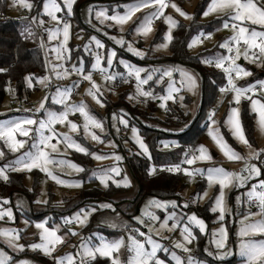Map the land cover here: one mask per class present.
<instances>
[{"label": "rangeland", "instance_id": "obj_1", "mask_svg": "<svg viewBox=\"0 0 264 264\" xmlns=\"http://www.w3.org/2000/svg\"><path fill=\"white\" fill-rule=\"evenodd\" d=\"M200 1L201 0H170L169 7L164 10V15L153 20V30L148 34L147 37L136 35L134 33V29L137 24H139L144 15L146 13L152 12L154 8H146L140 12H137L133 16L132 20H130L123 26H120L116 25L115 22L111 20H105L104 23L101 24L100 21L96 18V12L105 11L106 15L108 16L114 14H123V12L125 11V5L134 2V0L119 2L118 4H115L112 10H110L107 6L98 7L96 3L88 2L80 7L78 13V18L80 19L82 25L85 26L86 29L91 31L89 37H87L84 31H78L76 29V26L78 24L77 18H75L76 0H74V3L72 4L71 15H68V10L64 4V0H57V3L61 6L62 9V11L56 13L57 17L61 21L60 24H57L56 21L51 20L49 16L43 14L44 0H28V2L32 5L31 9L19 6V4L14 5L13 0H0V4H2V9H0V16L1 14H3V17L9 20L23 21L22 31L25 38L32 44L43 43L42 49L44 53L46 71L42 76L39 77L49 78L45 84L37 82V79H35V81L32 80L31 86H29L28 80L26 79L25 90L21 97L17 96L14 87L8 85L6 87L5 97L0 105V120L20 119L25 116L32 115H35L37 119L43 118V109L40 112H35V109L39 107L41 101L44 102L45 109H50L52 111H61L63 110V105L55 104L52 102V96L55 94L57 87H71L74 82L78 81L79 86L73 88L76 93L73 94L72 91L68 103L79 104L81 101H83L87 105V109L90 114L93 115L96 119L100 120L103 124V131L97 128L91 129L92 132L100 136L102 142L93 141L90 136L85 135L83 131L84 120L78 112L69 115V120L75 122L78 126H80L77 132H71L67 124H57L55 126L58 133H68L75 141L88 149V156L90 157L95 170H93L89 176L85 177L83 171H75L74 169L68 167L67 164L59 165L57 163H53L48 165L47 167L54 175L58 176L60 179L66 181H80V187H66L64 185L57 184L55 180L51 179L45 172H42L39 169H33L30 172L14 171L23 177V186L25 188V192H15L13 193V195H10L9 192H4V190L6 191L7 189L5 188V186L8 184V180L5 181L3 179H0V212L6 213L7 210H11L12 212L11 219L7 216V214H5L3 218H0V229H15L19 231L21 238L18 243L25 245L23 251L13 250L5 243L3 238H0V249H3L12 257L11 264H22V262L24 261H28L30 262V264H41L40 260L34 256L36 254L50 259L51 262L55 264V261L52 257H64L69 253L75 256V264H79L80 257L76 256L75 254L80 251V245L82 241L85 243H89L90 245H98L101 238L107 241H114L118 238L124 239L125 246L121 248L119 253V257L123 261L130 255V253H128L127 251L129 235H133L137 239L143 240L144 237H140L139 235L134 234V229L138 228L141 232L148 233V226L152 227L153 239L158 241L162 245V249L158 251L157 255L160 259L165 261V264H175V261L171 259L172 251H176L177 254L181 257H186L187 254L183 253L179 249L173 248V242L175 240L181 239L179 235V228L173 232H169L167 230H159V222L153 223L147 217H143L144 224H139L135 217H141L143 211L154 213L160 218L161 221L173 212L176 214L177 219L181 217L186 218L187 215L190 214H196L199 218L205 221L207 230L205 233H200L198 228L193 229L194 234L196 235V240L193 241L191 245H189V247L192 249L191 255L195 259L204 262V264H211V260L215 262L225 261L232 264L233 262L234 264H241V257L238 255L237 250L238 237L236 233L240 227V220L242 218V215L246 211H248L249 208L243 203L237 205L236 197L241 196V199L243 200L244 197L242 194L247 190V188L233 187L230 189H226V200L228 207L231 209V215L226 214L225 220L222 222L218 221L217 219L219 213H213L211 211L213 200L218 193V186L214 185L213 187L209 188L205 177L197 175L194 178L190 179L189 177L185 176L182 171L177 172L183 177L181 179V182L184 185V188L180 195V199H158L155 197H150L139 205L138 212L137 214H134L133 218H130L127 215L133 213L132 210L129 211L128 209V202H123L119 206H117L113 202H98L95 205L77 207L78 203H80V199L77 197V195L82 190H90L94 188L106 190L110 186H113L115 188L129 187L130 191L127 192V194L121 195L122 197L120 198H124L123 200H131L136 196V183L132 178L129 170L127 169V166L123 163L125 155L132 153V150L148 158L150 155L144 154L134 139L132 129L135 128L137 130L136 134L140 139H142V136L139 132L140 129L137 124L131 123L133 117L131 111L127 108V106L125 104H118L121 95L127 92L126 102L130 103L132 106H138L141 109H144L147 106L146 104L149 100L154 101L158 108L156 111V117L158 118H162L165 111V109L159 107L161 101L158 99L147 98L146 102H138V100L136 99H128V96L134 94L136 91L134 78H132V83L128 87L121 86L117 88L112 85L113 81L107 82L102 78L101 74L98 71H92L91 65L95 62V54L98 53L102 57H104V59L102 60V67L107 68V55L111 51H115L116 55L113 58V65L108 69V72L109 74H117L116 80H124L122 79V76L126 77L127 72L124 68V64H130L136 67L144 68L148 72L152 71L153 69H160L161 71H163L164 69L172 68L173 73L171 78L164 77L163 81L157 84L155 83L156 79L159 76V73H157L156 75H154L153 80L149 81V83L147 85H144L143 87L145 90H151L154 96H162L167 94V87L169 82L175 81V86L181 88V91L178 93H173L175 101H167V106L178 105L183 110V112H185L186 114H190L192 120H194L200 109L202 101L201 77L195 70L184 65L158 60L161 57L169 56L171 42L168 43L167 49H157L156 46L165 43L164 37L169 31L168 24L165 23V17L171 15L172 18L177 21V26L181 22L190 24L194 20L195 10ZM173 2L176 3L177 6L180 7L183 11L190 14L192 19H185L177 12H175L170 6V4ZM89 9H91V13L89 12ZM33 17L36 18L34 22L32 21ZM225 17V13H214L206 17L201 13L199 21L206 24L210 23L211 21L220 20L222 23V20ZM41 19L44 21V24L42 26L39 25V21ZM65 21L70 24L69 39L66 43L64 42L62 32L63 22ZM160 25L164 27L162 35L163 38L162 40L156 42L155 37ZM29 27L31 29V35H29L28 31L25 30ZM121 27L123 28V31H121ZM176 27L171 29L172 37ZM57 28H60L61 32L56 37L49 40L48 30L51 29L55 31ZM105 33H107V35H105ZM200 33L201 32L194 35L191 38L190 42L194 38L200 36ZM219 35L222 37L231 36L232 31H228L227 29H223L221 27ZM91 36H95L97 39L101 40V42L104 44V48H97L94 43H90L89 38ZM110 37H116L117 39L122 37L125 41L124 46L115 43V41L110 39ZM204 38L205 37L200 36V40L202 42L197 43L192 48H189V52L192 55H197L205 49L211 48L212 45H215L218 42L220 37L218 35H211L210 39ZM72 42L83 47L84 56L75 58L74 60L71 59L70 46ZM128 42H131L134 48L139 49L144 53L143 58L135 55L133 52L128 50ZM86 45L88 46L87 49L85 47ZM56 48H59L61 50V54L65 57L70 55V60H57V53L53 51V49ZM65 48L69 49L70 53L64 51ZM244 60L245 64L240 66L245 70L251 72L250 68H253L258 72L263 73L262 70L264 65H258L257 63L249 62L246 59ZM81 61L83 63L85 71H92L93 81H95V83L100 86V91L97 93V97L98 99H100L103 107L100 104L96 103V101L87 94V89L90 87V83L88 81L83 80L82 77L76 74H72L66 78L57 79V77L53 73V65L62 64L63 67L70 69L73 64L79 66V63ZM120 61H123L124 64H121ZM57 70L62 71V69ZM180 70L191 74L196 79V87L194 90L189 91L186 85L183 87L181 86L183 78L180 75ZM146 74L147 72L141 73V76L143 77ZM251 77L252 74L250 76L238 79L235 83L239 86V83L242 80L244 81V79H250ZM261 80H264V77L259 78V81ZM49 84H53L55 86L50 92L48 91ZM227 94L229 93L226 92L222 94L219 91L216 101L208 107L205 114L200 120L201 127L205 128L201 137L191 149L184 151V153L190 152L197 146L204 145L213 159L211 161L205 162L198 161L192 166L186 165L182 168L207 169L209 167H223L229 171H241L243 162L228 161L212 141L211 137L208 135V114L211 111L215 112L213 118L217 121L214 127L219 128V131L223 135L225 141L241 155H247V147L233 137L232 133L229 131V128L225 123L228 118L230 108L238 107L239 118L242 124L241 113L243 105L246 104L249 113L253 115V141L248 138L244 130L245 136L249 140L253 148L257 150L264 148V135H262L259 131L257 124V114L252 112L250 101L242 97L240 104L236 105L234 102H232L233 94L231 93L229 96ZM180 96L184 97L182 101L179 99ZM45 97H47V99H45ZM186 97L190 99V102H187ZM254 98L261 99L262 102H264V92L256 93ZM144 99L145 98L143 97L139 98L140 101H144ZM28 104L33 110L32 114H28V112L24 111L27 108ZM110 104H112V107L108 108ZM113 116H115L116 119H113ZM122 116L128 122L127 127L119 122L120 117ZM150 123L156 125V123ZM147 124L149 123L147 122ZM173 131H175V129ZM31 135L32 134L30 133V136ZM17 138L25 139L28 141V143H26L24 148L20 149L19 152L15 153L4 146L3 141H0V150H3L4 152V156L0 158V167L4 166L6 163H10L11 161L19 157L23 152L29 150V146L31 144L30 138L20 137L18 134ZM52 143H55V140H53ZM162 143L163 146L165 144H168L169 148L171 147V145H176V141L174 139L166 140ZM57 148L59 150L58 152H50L54 160L63 159L66 161H71L72 163L80 166V164H78L73 159V154L84 153L77 152L71 148H66L63 143L57 145ZM91 153L109 156L114 153L115 155L121 157V159L119 161H116L114 158H108L97 161L92 157ZM250 163L256 164L257 167L261 168V175L259 177H256L252 181H249L247 187H250L252 183H258L259 180H264V160H252L250 161ZM80 167L82 168V166ZM110 167L118 168L119 172H110L108 174L109 178L107 179V187H105L100 182V180L93 175V172ZM8 171L10 170H7V175ZM125 177L128 181L127 187H125L123 184V180ZM199 183H202L204 185L202 189H198L197 186L199 185ZM205 190L208 191V196L204 199H197L198 194H202ZM29 194H32V197ZM118 197L116 201L120 202L121 200ZM5 200H7L8 203H4ZM194 200L195 202H193ZM38 201L41 202L38 203ZM43 201L47 202L44 203ZM151 201H176L178 206L175 208L171 206H168L167 208H158L154 204H150ZM105 203H110L112 205V208H101L100 205ZM185 203H187V207H184ZM198 206H208L209 211L213 215V219L211 221H207L204 217L200 216L195 211V207ZM91 208H95L96 211L90 213L86 223H84L83 225L78 224L75 220H73L72 222L75 224V227H70V224L65 225L64 221L66 217H74L75 214L81 209L87 211ZM250 210L253 212L257 211L256 207L251 208ZM256 218L258 219L259 217ZM44 222H46V226L49 228H58L59 230L57 234L62 235L65 238L64 243L56 246L55 251L52 253V257L45 255L38 249L32 250L28 247L29 244L41 242V230L37 229L35 225L37 223ZM184 222H186V219ZM111 223H115L117 227H110ZM171 223L172 221H169V225H171ZM221 223H223L224 226L228 229V240L224 249H216L215 245L210 242L212 239L211 233L214 230L218 229ZM69 228L77 232L78 235H71L68 232ZM158 230L159 234H156ZM202 236H204L205 241L201 246L202 253H204V256H201V258L199 256V254H201V252L199 251V237ZM163 237H167V239ZM255 238L260 239L261 237L257 236ZM145 246L146 248L149 247L147 244ZM163 248H167L169 249V251L165 252L163 251ZM205 249L212 252L213 255H208V252H206ZM229 250H231L233 254L227 255L223 259L218 258V256L216 255L218 252H226ZM97 258L107 259L109 261V264H111V261L107 257H101L97 254L95 259Z\"/></svg>", "mask_w": 264, "mask_h": 264}, {"label": "snow or ice", "instance_id": "obj_2", "mask_svg": "<svg viewBox=\"0 0 264 264\" xmlns=\"http://www.w3.org/2000/svg\"><path fill=\"white\" fill-rule=\"evenodd\" d=\"M170 0H134V2L125 5V11L123 14H114L111 16L106 15L105 11L96 12V18L101 24L105 20L114 21L116 25L123 26L130 20L133 16L146 8H154L150 13H146L144 17L140 20L139 24L134 29L136 35L147 37L149 33L152 32V23L154 19H157L164 15V10L169 7ZM74 0H64V4L67 7L68 15H71L72 4ZM13 4H19L27 9H31L32 5L28 0H13ZM170 6L175 12L185 19H192L191 15L183 11L176 3H171ZM62 11L61 6L57 3V0H44L43 3V14L51 18V20L56 21L60 24L61 21L57 17L56 13ZM91 13V9H89ZM214 13H225L226 17L222 20L221 27L223 29L231 28L232 35L220 43L219 47L227 50L228 55H221L216 57H210L204 59L202 62L207 64H215V67L222 69L226 75L227 83L223 87H220L219 91L223 94L226 92H231L233 94V101L236 105H239L241 98L248 99L250 101L252 112L257 114V124L259 131L264 135V102L261 99L254 98L257 91L264 92V80L258 81L259 88L256 85L248 86H238L235 80L242 77L250 76L252 73L241 67L237 61L243 56L244 59L252 63H257L258 65H264V0H209L205 10L202 12L203 16H208ZM103 18V19H101ZM35 17L32 18L34 22ZM165 23L168 24L169 31L165 35V43L156 46L157 49H167L168 43L172 40L171 29L177 26V21L172 18L171 15L165 17ZM44 21L41 19L39 25H43ZM28 34L31 35V29L26 28ZM99 30V29H97ZM219 30V29H217ZM121 31L123 28L121 27ZM61 32L60 28L55 31L48 30L49 40L56 37ZM63 37L66 43L69 39L70 34V24L68 22H63ZM107 35V33H105ZM211 33H200V36L210 39ZM200 36L194 38L188 47L192 48L197 43H201ZM115 43L124 46L125 41L121 37L117 39L116 37H110ZM90 43H94L97 48H104V44L101 40L97 39L95 36L89 38ZM43 47V43L41 44ZM86 49L88 46H85ZM127 48L129 51L133 52L135 55L143 58L144 53L133 47L131 42L127 43ZM243 48V51H241ZM57 53V60H70V55L65 57L61 54L59 48L53 49ZM64 51L69 52V49H64ZM115 51H111L107 55L106 63L107 68L102 67V57L100 54H95V62L91 65L92 71H98L102 78L107 82H112L116 80L117 74H109L108 69L113 65V58L115 57ZM124 64L123 61H120ZM227 63V66H225ZM127 75L122 76L125 82L128 78H134L136 91L134 94L128 96L129 100L136 99L138 102H146L147 98L158 99L161 101L159 107L167 111V101H175L173 93H178L181 88L175 86V81H170L167 87V94L162 96H154L151 90H145L144 85H147L149 81L153 80L154 75L159 73L158 78L155 83L159 84L163 81L164 77H172L173 69L167 68L161 71L160 69H153L148 72L144 68L136 67L130 64H124ZM57 69H62L58 71ZM53 73L57 79L66 78L72 74H76L82 77L83 80L90 83V87L87 89V94L92 97L96 103L103 107L100 99L97 97V93L100 91V86L93 81L92 71L86 72L82 61L79 66L73 64L71 68H65L62 64L53 65ZM5 71V69H0V72ZM147 74L141 76V73ZM235 74V76L233 75ZM180 75L183 78L181 86H187L189 91H192L196 87V79L189 73L180 70ZM29 86L32 85V77H26ZM37 82L45 84L48 81V77L36 78ZM79 82H74L71 87L60 88L57 87L55 94L52 96V102L55 104L63 105V110L52 111L50 109H45L44 102L41 101L39 107L35 109V112H40L44 110L43 118L37 119L35 115L25 116L20 119H3L0 120V141L4 142L6 146L12 152H19L20 149L24 148L25 144L28 143L25 139H18L17 134L20 137H29L31 144L29 150L23 152L19 157L10 163H6L4 166L0 167V179L5 181L8 180L7 170L11 171H32L33 169H39L45 172L51 179L55 180L57 184L64 185L66 187H80V181H66L60 179L58 176L54 175L47 167L50 164L57 163L59 165L67 164L68 167L74 169L75 171H83V168L72 163L71 161H66L63 159L54 160L51 153L58 152L57 145L63 143L66 148L74 149L77 152L89 154L88 149L82 146L80 143L75 141L68 133H58L55 126L57 124L65 125L69 127L71 132H77L79 127L75 122L69 120L70 114L79 113L83 117V131L86 136H90L93 141L102 142L100 136L91 131L92 128H97L103 131V124L100 120L96 119L87 109V105L81 101L79 104L68 103L73 88L78 87ZM252 93V95H248ZM145 98L144 101H140L139 98ZM47 99V97H45ZM179 99L182 101L183 96ZM25 112L32 110L25 109ZM215 115L214 111L208 114V135L211 137L212 141L215 143L217 148L223 153L224 157L228 161H242L243 167L241 171L234 172L226 170L223 167H209L207 169L201 168H182L181 165L192 166L199 162L211 161L213 157L208 152L204 145H199L190 152L184 153V159L180 164L168 167L166 170L169 172H183V174L190 179L199 175L205 177L209 188L214 185L218 186V193L213 200V206L211 211L213 213H219L217 219L218 221H224L226 214L231 215V209L227 205L226 200V189L230 188H247V190L241 196L236 197V204H245L248 206L249 210L246 211L240 220V227L236 233L237 240V250L238 255L241 257V264H264V180H259L258 183H252L250 187H247L249 181H252L256 177L261 175V168L257 167L256 164L250 163L252 160H264V148L255 149L250 144L249 140L245 136L243 126L239 118V108H230L229 115L225 121L232 133L233 137L238 140L241 144L245 145L248 149L247 155H241L239 152L235 151L224 139L223 135L220 133L219 128L214 127L217 121L213 118ZM113 119H116L113 116ZM119 122L127 127V120L120 117ZM134 139L138 144L139 148L144 154L148 153V147L143 142L142 139L136 134L137 130L132 129ZM30 133L32 134L30 136ZM55 140V143L52 141ZM178 146V145H176ZM114 147V145H113ZM165 148L169 147L168 144L164 145ZM50 150V151H49ZM92 157L97 160H104L108 158H114L119 161L121 157L115 155L114 153L109 155H99L96 153H91ZM150 155V154H149ZM4 156L3 150H0V158ZM118 173L119 169L116 167H110L107 169L97 170L93 172L100 182L107 187V179L109 178V173ZM155 172L152 169L149 174ZM115 182V181H114ZM125 187L128 186L127 178L123 180ZM119 186V185H118ZM208 196V191L205 190L202 194H198L197 199H204ZM41 201H38V203ZM46 203L47 201H43ZM195 202V200L193 201ZM4 203H8L7 200ZM150 204H154L158 208H167L171 206L173 208L177 207L176 201H151ZM187 203L184 207H187ZM255 206L257 211H251V207ZM101 208H112L110 203H105L100 205ZM96 211L95 208H91L87 211L81 209L75 214L74 217H66L65 225H69L75 220L78 224L83 225L86 223L88 216L91 212ZM7 214L11 219L12 212L7 210V212H0V218ZM143 217L149 218L153 223L159 222V230H167L173 232L179 228V235L181 239L175 240L173 242V248L179 249L183 253L187 254L186 257H181L176 251L171 252V259L175 261V264H204V262L195 259L191 253L192 249L189 247L196 240V235L193 229L198 228L200 233H205L207 230L206 223L203 219L199 218L196 214L187 215V217H181L177 219L176 214L173 212L169 214L164 220H160L158 216L149 211H143L141 217H135L139 224H144ZM256 217H259L258 219ZM186 219V222H184ZM169 221H172L169 225ZM27 223V222H25ZM35 227L40 231V243L29 244L28 247L32 250H40L45 255L52 257V253L55 251L56 246L65 242V238L62 235H58V228H49L46 226V222L37 223ZM110 227H117L115 223H111ZM149 227V232H141L138 228L134 229L140 237H144L143 240L137 239L133 235H129L127 251L130 255L125 259L121 260L119 253L122 247L125 246V241L123 238H118L114 241H107L103 238L100 239L98 245H90L82 241L80 245V251L75 255L80 257L79 264H91L97 254L101 257H107L111 264H165V261L160 259L157 255L158 251L162 249V245L153 239L152 227ZM159 230L156 234H159ZM68 232L76 236L77 232L68 229ZM212 239L211 243L215 245L216 249H224L226 247V242L228 240V229L223 223L220 227L211 233ZM261 237L256 239L255 237ZM0 238H3L5 243L13 250L23 251L25 245L19 244L20 233L15 229H0ZM167 239V237H163ZM149 247L146 248L145 245ZM75 247V246H73ZM163 251L168 252L169 249L163 248ZM208 255H213L212 252L205 249ZM232 251L218 252L216 255L218 258L223 259L227 255H232ZM55 264H75V256L71 253L66 254L64 257H52ZM12 257L6 253L3 249H0V264H11ZM22 264H30L28 261L22 262Z\"/></svg>", "mask_w": 264, "mask_h": 264}, {"label": "trees", "instance_id": "obj_3", "mask_svg": "<svg viewBox=\"0 0 264 264\" xmlns=\"http://www.w3.org/2000/svg\"><path fill=\"white\" fill-rule=\"evenodd\" d=\"M126 2L129 0H76V16L78 31H84L89 37L91 31L82 25L78 18L79 9L81 6L88 2H94L99 6H107L110 10L113 9L115 4L119 2ZM209 0H201L195 10L194 20L190 24L183 22L179 23L176 27L170 45V54L168 57H161L159 61H168L171 63L181 64L188 68L195 70L201 77V91L202 101L200 109L194 120L190 114H186L178 105H168L167 111H164L163 117H156L157 106L154 101L149 100L144 109L138 106H132L126 102L127 92L123 93L119 99L118 104H125L131 111L132 121L139 127L140 135L149 150V158L132 150V153L125 155L124 164L127 166L132 178L137 186V193L135 198L131 200L115 201L117 196L127 194L128 188L110 186L106 190L97 188L90 190H82L78 193L77 197L80 199L78 206L95 205L98 202H113L117 206L123 202H128L129 211L132 214H127L133 218L137 214L139 205L150 197L158 199H180L181 192L184 185L181 182V175L177 172L162 171L160 173L149 174L154 165H166L178 163L183 159V153L191 149L198 139L201 137L205 128L201 127L200 120L205 114L209 106H211L217 99L220 87L227 83L226 75L222 69L210 66L202 61L206 58L226 55L224 48L219 47L226 36H220L221 21L215 20L210 23H201L199 17L203 10L206 8ZM2 4H0V9ZM1 14L0 16V69L5 71L0 72V105L5 97L6 87L11 85L14 87L17 96L21 97L25 90V81L27 76H31L32 80L42 76L46 71L44 53L41 44H32L23 35V21L9 20ZM219 29V30H217ZM164 27L159 26L155 41L162 40ZM211 33L213 36L218 35L220 38L215 45L211 48L205 49L197 55H192L189 52L188 44L191 38L197 33ZM71 59L84 56V49L79 44L71 43ZM252 77L244 79L239 83V86L252 85L263 77L262 73L256 69L250 68ZM262 72H264V67ZM231 93L227 94L228 96ZM21 99V98H20ZM187 102L190 99L186 97ZM115 105V104H114ZM112 104L108 108H111ZM242 124L248 138L253 141V115L249 113L247 105H243L241 113ZM146 123H145V122ZM155 121L161 128L152 127L149 123ZM184 127L181 132L173 131L177 128ZM174 139L176 145H171L169 148L163 146V141ZM73 159L80 164L83 168L85 177L89 176L95 167L88 155L75 153ZM204 185L199 183L198 189H202ZM6 191L10 195L15 192H25L23 186V177L14 172L8 171V184L5 186ZM30 195V194H29ZM32 197V194L30 195ZM195 211L207 221L213 219V215L209 211L208 206L195 207ZM149 222V221H148ZM138 235V234H137ZM204 236L199 237V256H204L201 246L204 243ZM40 260L41 264H54L50 259L34 255ZM202 258V257H201ZM207 259V258H206ZM211 264H232L230 262L220 261L215 262L211 260ZM235 261V260H234ZM233 262V261H232ZM91 264H109L107 259L97 258L91 261ZM234 264V262H233Z\"/></svg>", "mask_w": 264, "mask_h": 264}, {"label": "built area", "instance_id": "obj_4", "mask_svg": "<svg viewBox=\"0 0 264 264\" xmlns=\"http://www.w3.org/2000/svg\"><path fill=\"white\" fill-rule=\"evenodd\" d=\"M228 31H231V28H229V29H227ZM230 36H226V39L227 38H229ZM205 39V38H204ZM225 39V40H226ZM225 51H226V55H228V53H227V50L225 49ZM241 51H243V48H241ZM238 62V64L239 65H244L245 64V60H244V58L243 57H240V59L237 61ZM242 63V64H241ZM210 66H212V67H215V64L214 63H212V64H209ZM225 66H227V63H226V65ZM215 68H217V67H215ZM233 75L235 76V74L233 73ZM235 82H237V80H235ZM258 82V81H257ZM257 82H255L254 84H252V85H256L257 86V88H259V85H258V83ZM132 83V78H128L127 79V82H125L124 80H116V81H113L112 82V85L113 86H115V87H117V88H119V87H121V86H129L130 84ZM55 86L53 85V84H49L48 85V91L50 92L53 88H54ZM258 92H260V91H257V93ZM76 93V91H74L73 90V94H75ZM227 93H231L230 91L229 92H227ZM248 95H252V93H249ZM26 109H29V110H32V108H31V106L28 104L27 105V108ZM32 112H33V110L32 111H29L28 112V114H32ZM184 159V158H183ZM182 159V160H183ZM181 160V161H182ZM180 161V162H181ZM180 162H178V163H173V164H166V165H154V167H153V169H155V172H153V173H155V174H157V173H160V172H162V171H167L166 169L168 168V167H171V166H173V165H176V164H180ZM184 166H186V164H184V165H181V167H184ZM181 178H183L182 176H181ZM251 208H255V206H252ZM70 227H75V224L74 223H71L70 224ZM134 234H138V233H136V232H134Z\"/></svg>", "mask_w": 264, "mask_h": 264}, {"label": "crops", "instance_id": "obj_5", "mask_svg": "<svg viewBox=\"0 0 264 264\" xmlns=\"http://www.w3.org/2000/svg\"><path fill=\"white\" fill-rule=\"evenodd\" d=\"M40 35V34H39ZM42 36V35H41ZM150 122H153V123H156L155 121H150ZM149 122V124L152 126V127H157V128H161V126L160 125H158L157 123H156V125H153V124H151ZM184 130V127H182V128H177V129H175V131H177V132H181V131H183ZM168 148V147H167ZM118 197V196H117ZM117 197L115 198V201L117 200ZM120 197H122L121 195L118 197V198H120ZM124 198H120V200L122 201Z\"/></svg>", "mask_w": 264, "mask_h": 264}, {"label": "water", "instance_id": "obj_6", "mask_svg": "<svg viewBox=\"0 0 264 264\" xmlns=\"http://www.w3.org/2000/svg\"><path fill=\"white\" fill-rule=\"evenodd\" d=\"M242 64V63H241ZM262 76L264 77V72L262 73Z\"/></svg>", "mask_w": 264, "mask_h": 264}]
</instances>
